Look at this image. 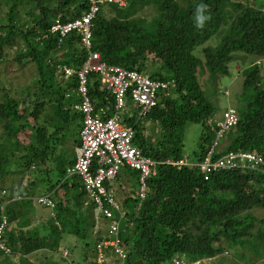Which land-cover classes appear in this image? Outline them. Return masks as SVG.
<instances>
[{
	"label": "trees",
	"instance_id": "16d2710c",
	"mask_svg": "<svg viewBox=\"0 0 264 264\" xmlns=\"http://www.w3.org/2000/svg\"><path fill=\"white\" fill-rule=\"evenodd\" d=\"M149 2L156 4L150 24L135 16ZM201 2L207 5L209 19L197 27L195 10ZM105 5L114 11L106 15ZM88 8L89 0H0V63L14 50L19 64L36 67L34 82L27 85L32 92L25 90L27 86L14 89L7 82V69L0 68V178L14 179V187L2 189L6 193L0 207L9 202L4 211L0 209V222L6 214L4 239L11 253L28 255L31 243L38 242L59 254L62 233L87 240L98 233L93 238L95 250L112 223L110 218L95 217V204H88L80 176L68 175L65 166H72L77 155L67 158L68 152L58 151L69 137L76 146L81 142L83 113L75 104L80 100L78 71L87 50L78 32L61 37L50 28L57 19L66 22ZM92 34V49L108 64L170 83L144 116L140 117L141 107L130 92L124 107L128 114L120 113L122 123L133 128L135 144L158 162L143 200L135 170L131 208L123 210L119 222L121 243L128 252L125 264L138 259L168 264L175 258L193 264L224 253L226 244L241 245L246 261L242 264H264V218L251 213L253 207L264 208V169L221 168L206 179L199 166L178 168L166 162L184 156L199 162L213 147L220 120L214 119L203 78L206 73L212 79L228 74L230 63H239L238 52L264 57V0H129L124 7L106 2L93 19ZM215 35L217 44L199 48L203 56L196 55L197 48ZM247 66H239L244 80L237 122L215 145L213 159L229 151L264 153L263 61ZM65 67L75 72L67 76ZM88 90L95 108L105 110V118L115 113V95L95 72L88 75ZM194 123L201 124L200 141L190 157L185 155V132ZM40 184L54 201L48 232L43 234L28 216ZM16 196L21 198L13 199ZM115 215L119 219V213ZM245 251L256 254L248 257ZM113 259L111 263H119ZM24 264L59 263L58 257L47 255L44 262Z\"/></svg>",
	"mask_w": 264,
	"mask_h": 264
},
{
	"label": "built area",
	"instance_id": "2783aa9c",
	"mask_svg": "<svg viewBox=\"0 0 264 264\" xmlns=\"http://www.w3.org/2000/svg\"><path fill=\"white\" fill-rule=\"evenodd\" d=\"M129 0H89L88 10L80 17L62 22L57 19L51 25V32L58 33L61 37L69 32L76 31L81 36V42L87 50V57L78 71L79 102L75 108L83 113V125L80 130V146L77 150L75 163L68 167V175H79L84 188L95 204V217H106L112 219L108 235L97 243V252L100 262H103L107 253L112 254L119 260L117 264H125L128 252L122 246L119 231L120 219L124 216V211L115 198L114 191L110 187L111 183L118 176L122 168L129 167L138 171L139 197L143 200L147 195V180L153 173L155 165L158 163L143 151L134 142V131L131 126H126L121 121L120 113L125 107L126 93L130 92L134 102L141 110L140 117L144 116L152 107L157 104L158 93L169 87V82L151 78L145 73L134 69H127L120 65L108 64L103 60L101 54L92 49V27L93 19L101 9V5L117 3L120 7L128 4ZM75 70L65 67L67 76L73 74ZM95 72L99 75L101 82L110 89L116 98L115 113L105 118L103 108L97 110L92 102L88 90V75ZM238 110L235 106H230L225 110L224 117L218 121L219 130L216 132L213 147L208 151L202 161L196 162L186 156L178 159H168L166 162L182 168L184 165L190 167H200L205 178L217 169H226L236 166L250 167L253 169H264V153L247 151H229L219 158L213 159L215 145L223 136L224 132L236 124ZM210 123V122H209ZM94 161L97 168L93 169ZM6 191L3 190V194ZM21 198L16 196L13 199ZM31 199L47 207H54V201L49 194H42ZM9 200L2 204L0 209L5 210ZM141 206L139 203L138 208ZM115 213H119V219ZM9 225L6 214L2 213L0 222V251L10 254L12 249L4 239L5 228ZM177 264H187L174 260ZM113 264V263H110ZM194 264H197L196 262Z\"/></svg>",
	"mask_w": 264,
	"mask_h": 264
},
{
	"label": "rangeland",
	"instance_id": "374dc122",
	"mask_svg": "<svg viewBox=\"0 0 264 264\" xmlns=\"http://www.w3.org/2000/svg\"><path fill=\"white\" fill-rule=\"evenodd\" d=\"M133 7V6H132ZM135 7V6H134ZM114 11V7L110 5H105L103 7V12L106 13V15H109L107 13H111ZM156 13V4H153L149 2L147 5H145L141 10H139L135 16L136 17H143L146 19L145 21L150 24L151 19L153 15ZM217 38H219L217 35L213 36L209 41H207L204 45H201L197 48L195 51L196 55L203 56V53L200 54L198 49L205 46V45H215L219 41ZM238 58L237 60L239 63H235L234 61L230 63V72L228 74H222L215 78H211L208 73H206V76L203 78V85L206 90V94L210 101L213 104L214 108V119L215 121L222 120L224 117V112L227 109L228 106H235L236 108L241 104V97H242V90H243V80L244 75L242 71H240L239 66H244V68L248 67L247 64L251 61H263V68H264V57H258L254 54L249 53H241L238 52ZM15 52L14 50H9V55L6 58V61L0 63V68L7 69V82H11L15 87L14 89H17L18 87H25L30 86L34 82L35 76H36V67L32 63H28L25 65L19 64L14 59ZM240 55H243V57H239ZM245 58V61L243 60ZM260 58V59H259ZM244 64V65H243ZM26 87L25 90L27 91H33L32 88ZM122 112L124 114L127 113V110L125 108L122 109ZM128 114V113H127ZM208 123V121H207ZM1 130V127H0ZM200 132H201V124L194 123L188 126L186 132H185V155H189L192 157V153L198 149V143L200 141ZM224 141V138L221 142ZM60 152H68L66 153L67 158L73 157V155H76V144L71 138L69 139L61 146V148L58 149ZM54 163H51V166L53 167ZM59 164V163H58ZM62 164H60L61 166ZM44 167L43 165H41ZM68 165L65 166L66 169H68ZM36 173V172H35ZM38 173V172H37ZM45 175L46 173H40ZM56 173L53 171L52 177H55ZM11 176V175H10ZM14 178L18 177L17 174L13 175ZM13 177H5L3 179L0 178V199H3L4 195L2 193V189L6 188L10 190L12 187H14ZM27 181H25L26 183ZM40 189L38 190L36 197H38L40 194H42L45 191V188H42L43 186L39 185ZM10 188V189H9ZM51 208L46 207L45 205L39 203L37 199H32L31 202V211L28 212V216L30 219L34 218V222L32 224L37 226V222L40 221L42 217H46L45 219H48L51 217L52 212L50 210ZM251 213L253 215L264 218V208L262 207H253L251 209ZM31 216L33 218H31ZM35 216V217H34ZM48 222V220H47ZM47 222H45L44 226H47ZM39 223V222H38ZM98 224V223H97ZM264 227V226H263ZM48 229V226H47ZM47 229L42 230V234L46 233ZM93 238H88V241L90 242L91 246L88 248L87 256L86 258L82 253H80V247L76 246L75 244H83L84 241L81 237H78L75 234L69 235V233H62V237L59 241V245L61 249L59 250V254L52 253L48 248H41L38 244V242H32V251L28 255H23L19 252L17 253H11V254H2L0 257L3 259L2 264H12L13 262H18V264H24L25 260L27 261H35V262H44L45 256L50 255L51 258H57L58 257V263L59 264H95L94 263V257L92 254V246H94ZM70 240H72L70 242ZM84 245V244H83ZM66 248V250L69 252V254L64 257L63 252ZM245 249L249 250L247 248L248 246H244ZM91 249V250H90ZM244 251L241 249V245H229L226 244V251L221 254H219L217 257L214 258H208L204 260H199L198 264H242L245 263V260H242V254ZM255 253V251H253ZM253 252L245 251V254L249 253L248 257L253 255ZM256 254V253H255ZM59 256H63L65 259L60 260ZM180 260V259H179ZM185 260V259H184ZM187 261V260H185ZM240 262V263H239ZM168 264H175L174 262H170ZM188 264V263H187Z\"/></svg>",
	"mask_w": 264,
	"mask_h": 264
},
{
	"label": "crops",
	"instance_id": "0c3cea01",
	"mask_svg": "<svg viewBox=\"0 0 264 264\" xmlns=\"http://www.w3.org/2000/svg\"><path fill=\"white\" fill-rule=\"evenodd\" d=\"M79 146L80 145L76 146V155H77V150H78ZM69 167H71V166H69ZM135 173H137V171L135 172V170H132L129 167H125L124 166L122 168V170L120 171V173L118 174V176L116 177V179H114L113 182L110 185V187L114 191V195H115L116 200L118 201L119 205L122 207L123 210L130 209L131 208V201H132V199L130 197L133 196V193H134V191H133L134 190V183H135V179L134 178L137 177ZM137 187H139V180L137 181ZM42 188H45V187H42ZM40 195H42V194H40ZM89 199H88V204L91 203V200H89ZM51 212H52V210H51ZM31 218H33V217L31 216ZM45 218L46 217H42L40 219V221H38L39 223L37 222V226L40 227L41 231L43 229L46 230L47 229V226H48V224H47V226H44L46 224L45 222H47V220H48V219H45ZM33 222H34V218L31 219V222H30L31 225L33 224ZM15 224H16V222H15ZM35 225H36V223H35ZM101 230L103 231L102 234L105 236V234H106L105 233L106 232L105 231V228L104 229H101ZM47 232H48V229H47L46 233ZM69 235H71V234H69ZM97 235H98V233H95V234H92V236H90V237L95 238V236H97ZM71 241L72 240H70V242ZM83 241H84V243H83L84 245L83 244H78V243H76L75 245L76 246H79L81 248L80 249V253H82V255H84V257L86 258L87 252L89 250L88 248H90L91 246L86 245V241L88 242L87 239H83ZM63 248L65 249V251H67L64 246H63ZM60 249H61V247H60ZM65 251L63 252L64 257H66L69 254V252H68V254L65 255ZM92 254H93V257L95 259L94 260V263L95 264H98V261H97V258H96L97 257V251L96 250H93L92 251ZM113 258H114L113 255L107 254L106 262L107 263L113 262V260H114Z\"/></svg>",
	"mask_w": 264,
	"mask_h": 264
},
{
	"label": "clouds",
	"instance_id": "9594fccd",
	"mask_svg": "<svg viewBox=\"0 0 264 264\" xmlns=\"http://www.w3.org/2000/svg\"><path fill=\"white\" fill-rule=\"evenodd\" d=\"M207 13V5L206 4H204L203 2H201L200 4H198L197 5V7H196V10H195V19H194V23L196 24V26L197 27H202L203 26V24H204V22L206 21V20H208L209 19V16L206 14ZM2 193H3V191H2ZM104 239V238H103ZM101 241V240H100ZM87 245V244H86ZM95 250L97 251V244H96V247H95ZM68 254V251H65V255H67ZM107 254H110V253H107ZM112 255V254H111ZM97 261H98V264H110V263H107L106 262V259L103 261V262H100V260H99V258H98V252H97ZM107 258V257H106ZM114 258H116L115 256H114ZM175 259H177V258H175ZM175 259H173V262L175 263V264H177L174 260ZM177 260H179V259H177ZM136 261V260H135ZM180 262H183L182 260H179ZM134 262V261H133ZM132 263V262H131ZM197 264H198V261L196 262ZM145 264V263H144ZM194 264V263H193Z\"/></svg>",
	"mask_w": 264,
	"mask_h": 264
},
{
	"label": "water",
	"instance_id": "95a60500",
	"mask_svg": "<svg viewBox=\"0 0 264 264\" xmlns=\"http://www.w3.org/2000/svg\"><path fill=\"white\" fill-rule=\"evenodd\" d=\"M130 264H144V261H143V259H138V260H136Z\"/></svg>",
	"mask_w": 264,
	"mask_h": 264
},
{
	"label": "bare ground",
	"instance_id": "6f19581e",
	"mask_svg": "<svg viewBox=\"0 0 264 264\" xmlns=\"http://www.w3.org/2000/svg\"><path fill=\"white\" fill-rule=\"evenodd\" d=\"M134 170V169H133Z\"/></svg>",
	"mask_w": 264,
	"mask_h": 264
}]
</instances>
